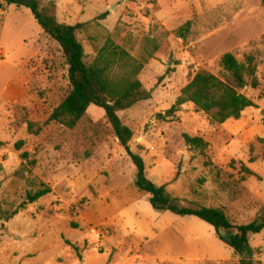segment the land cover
<instances>
[{
  "label": "rangeland",
  "instance_id": "374dc122",
  "mask_svg": "<svg viewBox=\"0 0 264 264\" xmlns=\"http://www.w3.org/2000/svg\"><path fill=\"white\" fill-rule=\"evenodd\" d=\"M37 1L53 2L59 23L84 25L77 39L87 64L107 43L143 63L136 78L152 97L118 116L133 133L129 149L142 158L147 179L183 207L252 222L264 209V0ZM225 54L254 59L259 86L241 92L253 108L222 125L189 103L173 118H158L197 72L221 77ZM69 90L58 45L29 10L0 0V216L18 210L0 220V264H238L208 225L151 208L103 111L89 107L71 130L47 123ZM183 135L202 138L206 157ZM40 184L51 193L20 209ZM249 244L264 264V230Z\"/></svg>",
  "mask_w": 264,
  "mask_h": 264
},
{
  "label": "trees",
  "instance_id": "16d2710c",
  "mask_svg": "<svg viewBox=\"0 0 264 264\" xmlns=\"http://www.w3.org/2000/svg\"><path fill=\"white\" fill-rule=\"evenodd\" d=\"M1 1L16 8L23 7L29 10L41 31L58 45L64 58L70 90L52 111L47 123L71 130L85 116L89 107L100 109L119 146L124 149L135 168V189L149 196L148 203L156 213L168 212L178 217H194L213 229L218 240L239 258L238 264H259L254 260L256 251L251 248L249 238L264 230V209L249 224L236 225L221 209L183 207L168 195L164 186H156L147 179L142 158L130 151L129 143L133 133L123 124L118 114L152 97V93L147 91L136 78L143 68V63L135 61L123 50L107 43L97 52L95 59L87 64L84 49L77 39V32L84 25L68 26L59 23L53 2L41 7L37 0ZM189 24L186 23L177 31L179 38H185ZM219 64L222 70L221 77L204 71L197 72L180 91L170 109L158 118L161 120L173 118L181 106L189 103L198 112L204 114L212 124L222 125L229 120H239L244 111L253 108L252 101L241 92L248 87L254 90L259 86L254 59L245 57L244 62L239 63L231 54H225L220 58ZM262 116L264 121V114ZM34 127L28 124L27 130L36 135L40 128L35 130ZM183 141L191 151L206 157L208 145L202 138L183 135ZM259 142L263 146L262 161L264 162V139ZM21 146L22 142L16 144L17 149ZM27 157L26 153L21 155L23 160ZM252 161L251 158L250 162ZM240 167L246 177L255 176L244 165ZM20 171L18 170L16 175ZM50 193L49 187L40 184L37 190L25 194L20 209L36 203ZM17 213L18 210H15L7 216H0V220L8 222Z\"/></svg>",
  "mask_w": 264,
  "mask_h": 264
}]
</instances>
